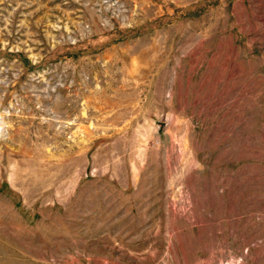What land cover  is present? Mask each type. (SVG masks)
<instances>
[{"label": "rangeland", "instance_id": "rangeland-1", "mask_svg": "<svg viewBox=\"0 0 264 264\" xmlns=\"http://www.w3.org/2000/svg\"><path fill=\"white\" fill-rule=\"evenodd\" d=\"M0 264H264V0H0Z\"/></svg>", "mask_w": 264, "mask_h": 264}]
</instances>
